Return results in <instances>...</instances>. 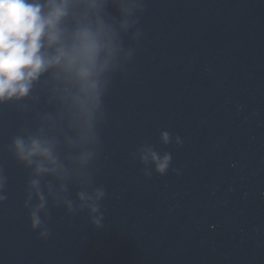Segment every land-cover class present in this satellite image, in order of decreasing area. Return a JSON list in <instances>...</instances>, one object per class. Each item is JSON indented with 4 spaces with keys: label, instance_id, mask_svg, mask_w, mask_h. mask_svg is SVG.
<instances>
[{
    "label": "water",
    "instance_id": "1",
    "mask_svg": "<svg viewBox=\"0 0 264 264\" xmlns=\"http://www.w3.org/2000/svg\"><path fill=\"white\" fill-rule=\"evenodd\" d=\"M99 2L118 52L88 160L55 179L14 154L40 128L61 151L78 138L52 70L0 102V264H264V0ZM147 149L170 155L163 174Z\"/></svg>",
    "mask_w": 264,
    "mask_h": 264
},
{
    "label": "clouds",
    "instance_id": "2",
    "mask_svg": "<svg viewBox=\"0 0 264 264\" xmlns=\"http://www.w3.org/2000/svg\"><path fill=\"white\" fill-rule=\"evenodd\" d=\"M100 9L99 0H0V102L27 96L33 83L52 70L54 78L70 86L66 91L78 120V138L65 137L64 151L58 138L43 128L13 138L15 156L31 167L36 177L63 179L71 166L84 164L91 155L86 145L98 106L100 77L118 52L114 27L101 16ZM163 139L167 142V133ZM149 156L163 174L170 155L160 157L147 149L142 158ZM31 187L38 199L31 212L35 228L41 223L37 213L45 207V195L40 179L31 180ZM78 195L81 200L92 199L83 191Z\"/></svg>",
    "mask_w": 264,
    "mask_h": 264
}]
</instances>
